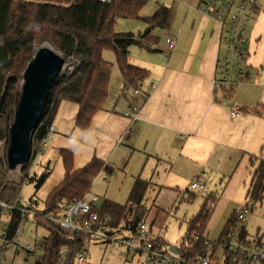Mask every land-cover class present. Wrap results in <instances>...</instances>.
Listing matches in <instances>:
<instances>
[{"label":"crops","instance_id":"0c3cea01","mask_svg":"<svg viewBox=\"0 0 264 264\" xmlns=\"http://www.w3.org/2000/svg\"><path fill=\"white\" fill-rule=\"evenodd\" d=\"M200 2H156L168 7L171 4L165 31H161L166 32L164 47L152 42L156 28L145 33L144 22L137 32L127 31L142 43L139 47H132L135 44L129 47L128 60L146 68L148 76L138 87L140 94L131 98L121 96L124 80L119 71L113 74L111 66L103 108L83 131L89 144L101 149L97 157L112 167L110 174L101 171L94 178L90 190L95 192L89 191L85 198L96 197V206L99 198L125 204L137 177L148 180L150 187L144 205L149 210L145 223L150 235L160 237L168 246L171 245L163 236L167 214L186 193L194 191L190 188L192 181L199 178L207 192L219 188L223 198L226 191H237L246 181L249 185L253 169L250 157L256 158L255 163L259 157L264 158V2L251 23L245 49L246 64L257 72L256 77L241 81L233 88L217 89L213 88V79L217 76V59L223 49L221 28L214 19L199 11ZM139 14L146 17L141 10ZM172 35L176 36V43L163 57L158 50H167V40ZM130 104L139 108L134 120L123 116ZM236 107H239V115L232 116ZM55 118L52 132L57 131L56 123L61 124ZM93 157L96 156L86 162ZM99 181L102 186L96 184ZM246 200L245 196L243 205L229 211L227 218L241 209ZM225 207L210 218L209 238L219 239L227 218L216 236L209 235L217 228ZM26 224L27 228L33 226L30 221ZM241 224L245 225L248 236L264 234V193L263 200L254 205ZM25 232L24 229L17 234L11 244L13 248L22 246L20 238ZM44 236L42 234L40 239ZM27 244L30 243L24 245ZM88 245L87 257L90 255Z\"/></svg>","mask_w":264,"mask_h":264},{"label":"trees","instance_id":"16d2710c","mask_svg":"<svg viewBox=\"0 0 264 264\" xmlns=\"http://www.w3.org/2000/svg\"><path fill=\"white\" fill-rule=\"evenodd\" d=\"M146 2L147 0H0V141H4L5 152L9 144V127L20 97L22 73L35 51L48 43L63 56V65H70L67 70L61 68L54 80L42 116L31 134L30 157L20 166L19 183L7 180L10 169L6 163V153L0 157V201L13 206L7 213H3L0 207V255L12 248L17 232L23 233L20 230L22 223L28 221L46 232L41 249L33 262L31 260V264H78L76 255L87 250L90 241H97L88 233L62 227L54 218L60 216L74 199L85 197L94 178L101 171L107 174L112 172V167L103 159L93 157L75 168L72 150L60 148L58 154L64 174L59 183L49 190L42 208L37 209L36 200L32 201L34 197L21 203L20 192L25 182L32 181L28 177V170L41 151L40 143L48 134L60 103L73 102L77 105L74 126L81 131L90 127L95 114L103 108L108 96L112 66L103 58V51L114 53L124 84L139 87L147 78L146 68L128 60L129 47L142 43L132 32L116 31L114 28L118 18L142 20L146 24L145 33L152 28H164L170 8L160 4L151 15L141 17L139 13ZM255 160L256 158L252 160L250 157L253 169L245 194V205H250L251 210L263 200L264 193V158L259 157L257 163ZM48 174L49 172L42 173L36 183L37 188ZM149 187L148 180L137 177L125 204L105 199L102 205H94L92 210L101 219L109 217L108 224L117 229L112 234L130 235L148 216L149 209L144 202ZM221 193L222 190L209 191L203 196L197 212L187 221L183 236L208 237L207 225ZM186 194L182 200H192L195 197L194 192ZM22 209L31 210L35 214L30 217ZM3 215L8 217L5 223ZM229 234H236L241 238L254 236H248L245 225L238 223L235 211L227 218L219 239ZM155 240L163 242L160 237H155ZM24 252L29 253L27 249ZM61 255L63 259L60 258ZM26 257L29 260L33 255Z\"/></svg>","mask_w":264,"mask_h":264},{"label":"built area","instance_id":"2783aa9c","mask_svg":"<svg viewBox=\"0 0 264 264\" xmlns=\"http://www.w3.org/2000/svg\"><path fill=\"white\" fill-rule=\"evenodd\" d=\"M98 1L109 2L110 0ZM260 8L261 0H201L198 5L199 11L214 19L221 28L223 49L217 59V76L213 79L214 89L230 88L238 82L254 77L252 68L246 64L245 49L248 37L245 36V31L255 20ZM175 43L176 36H170L167 40V50H172ZM122 94L126 97H135L140 94V89L125 83ZM138 113L139 108L135 104H130L123 112V116L134 120L138 117ZM231 114L239 115V107H236ZM51 131L53 126H50L48 133ZM47 138L48 134L42 139L41 148ZM37 154H40V151ZM20 175V167L17 166L8 171L7 180L19 183ZM190 188L203 190L204 185L199 178H196L191 182ZM95 200L94 196L90 199L85 197L74 199L54 220L68 230L90 234L99 243L110 247L118 246L119 254L124 257L142 256L147 264H264V234H258L252 238H241L236 234H229L225 238L216 240L205 235L183 236L180 243L175 246L177 252L174 253L169 250L167 244L156 241L150 235L145 221L141 222L130 235L112 234L117 229L108 224L109 217L105 216L101 219L92 210ZM0 207L3 213L13 209V206H7L2 201H0ZM22 212L29 216L35 214L27 209H22ZM251 212L250 205H244L239 209L238 223H244ZM42 243L43 238L37 245H26L29 252L27 256L33 255L32 262L39 253ZM86 257L87 250H83L76 255V262L80 264ZM60 258L63 259V255Z\"/></svg>","mask_w":264,"mask_h":264},{"label":"rangeland","instance_id":"374dc122","mask_svg":"<svg viewBox=\"0 0 264 264\" xmlns=\"http://www.w3.org/2000/svg\"><path fill=\"white\" fill-rule=\"evenodd\" d=\"M161 0H147L144 6L141 9L142 16H149L157 5L156 2H160ZM166 2V0H165ZM264 2V0H261ZM171 4L169 5V7ZM157 8V7H156ZM262 9V8H261ZM264 12V10L262 11ZM143 23L140 19H127V18H118L115 22L114 28L117 31L127 32H137V28L139 25ZM251 25H249L245 31V36L248 37L249 31L251 29ZM154 34H152V42L157 43L159 46L164 47L163 41L166 35L164 28H156ZM52 48V46L48 43H44ZM162 44V45H161ZM132 47H139L137 44ZM168 50L162 48L159 49L158 52L161 53L163 57H165L166 52ZM103 56L109 60L112 64V72L114 75L118 73L119 69L115 61V56L112 51H103ZM70 67L68 63L62 66L63 70H67ZM254 72V77H256L257 72L252 69ZM111 72V73H112ZM252 79V78H251ZM111 80V78H110ZM250 80V79H247ZM22 83V82H21ZM239 83V82H238ZM237 84V83H236ZM232 85V88L236 85ZM124 85V84H123ZM120 89V95L122 94V88ZM131 98V97H130ZM62 103V104H61ZM61 106H59L58 111L55 115V121H61V124L58 126L56 123V132H49V138H47V143L42 149V153L37 154L34 160L31 162V166L28 170V177L32 179L30 182H25L22 185L21 192H20V201L21 203H25L29 200L30 197H34L32 200L35 202L36 200V207L37 209H41L43 206V201L46 198L49 190L59 183L62 179L64 174V169L62 166L60 155L58 154V150L60 148L70 149L73 152V161L75 168L80 167L83 165L86 160H88L92 156H100L101 149L96 147H92L89 144V139L87 138L86 134L77 129L74 126V114L76 111V104L73 102H61ZM72 110V111H71ZM61 126V127H60ZM86 131V130H85ZM5 144L4 141H0V154H5ZM20 167V166H18ZM49 172L45 181L41 184L39 188L36 187V183L40 179L42 173ZM101 178H99L100 180ZM99 186H102V182L99 181L96 183ZM248 185V181L245 182V185L242 186L237 191H226L224 193L223 198H221L220 203H217L213 216L214 217L218 211L222 207H225V212L220 219L217 228L214 229L213 232L210 233L209 236H216L219 231L221 230L224 221L227 218V214H230L229 211L233 209L240 208L244 201H245V194H246V187ZM97 186L95 185V188ZM195 193V197L192 200L184 199L180 201L176 207L171 210L167 214V221L166 226L164 227L163 236L164 239L169 243L171 246H176L180 243L183 235L186 232L187 221L189 218L195 214L199 208V205L202 202L203 196L207 193V190H199L193 189ZM216 191V189H215ZM90 192L94 193L95 190L91 189ZM219 192V188H218ZM99 198L97 201V207L102 205L103 200ZM220 200V199H219ZM219 202V201H218ZM229 212V213H228ZM229 216V215H228ZM31 217V215H30ZM7 215L2 216V220L5 223L7 219ZM29 222V221H28ZM27 222L22 223V229L26 230L25 234H22L23 237L20 238V243L22 244L21 247L18 248H11L9 251H6L4 254L0 255V264H31L32 259H27L25 257L26 253L23 250H26V243H30L31 245H37L40 242V238L46 234L45 230L42 228H36L34 226H29L27 228ZM211 226V222H209V227ZM211 228V227H210ZM22 230V232H23ZM89 251L90 255L85 258V261L80 264H147L142 256L136 255L134 257H130L126 260V258L119 254V247L113 246L110 247L105 244H99L95 241L89 242ZM0 249H1V241H0ZM8 250V248H7Z\"/></svg>","mask_w":264,"mask_h":264},{"label":"water","instance_id":"95a60500","mask_svg":"<svg viewBox=\"0 0 264 264\" xmlns=\"http://www.w3.org/2000/svg\"><path fill=\"white\" fill-rule=\"evenodd\" d=\"M64 63L63 56L43 44L27 62L23 73L21 92L12 123L6 163L9 169L25 164L30 157L29 142L38 125L54 80ZM176 253V247L169 246Z\"/></svg>","mask_w":264,"mask_h":264}]
</instances>
